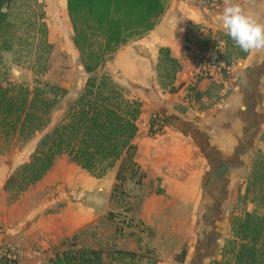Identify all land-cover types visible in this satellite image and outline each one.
<instances>
[{
  "label": "crops",
  "instance_id": "crops-1",
  "mask_svg": "<svg viewBox=\"0 0 264 264\" xmlns=\"http://www.w3.org/2000/svg\"><path fill=\"white\" fill-rule=\"evenodd\" d=\"M158 1L164 9L153 28L120 46L99 70L104 67L123 88L140 89L129 97L141 102L134 161L143 179L160 184L162 191L150 193L141 205L143 224L157 236L155 264H213L221 258L219 249L229 236L231 212L251 156L264 155V50L233 60L225 75L220 72L225 67L221 61L213 64L206 58L198 63L204 55L197 42L185 40L187 28L213 38L224 32L217 17L226 0L213 10L202 0ZM234 2L264 23V0ZM160 48L179 65L169 86L172 92L157 82ZM203 67H207L204 74L199 73ZM153 114L166 119L161 135L148 133ZM118 166L111 176H116ZM8 175L0 170V243L23 248L27 253L23 264H42L39 259L71 236L80 227L76 224L89 223L90 214L66 218L62 227L56 223L63 210L43 216L34 204H23L22 195L7 205L3 185ZM168 211L184 216L168 221L164 214Z\"/></svg>",
  "mask_w": 264,
  "mask_h": 264
},
{
  "label": "trees",
  "instance_id": "trees-1",
  "mask_svg": "<svg viewBox=\"0 0 264 264\" xmlns=\"http://www.w3.org/2000/svg\"><path fill=\"white\" fill-rule=\"evenodd\" d=\"M13 1L0 0L2 51H10L14 39L7 12ZM65 1L73 31L72 42L89 77L82 93L70 102L60 122L39 140L29 161L6 179L3 191L8 205L40 182L56 158L63 155L95 178L103 177L117 162L120 165L116 181L125 180L127 173L130 177L138 175L140 178L134 161L136 147L133 140L138 133L141 102L124 95L122 88L109 75L97 77L95 74L120 46L150 31L164 8L158 0ZM188 33L189 28L185 36L187 42ZM224 40L229 42L231 39L225 36ZM208 44L209 40L205 41L204 45ZM158 53L159 62L163 61L172 69L169 75L171 86L179 65L170 58L167 49L160 48ZM247 54L242 52L237 59H244ZM222 62L225 67H220V72L225 75L232 61L223 58ZM38 84L35 79L31 91L24 86L0 85V155L12 141L26 142L42 131L58 100L66 96L65 90L57 86L40 87ZM169 91L174 89L170 87ZM230 232L232 238L228 244L233 264H264V211L262 214L245 211L243 216H235ZM76 239L77 234L71 237L73 242ZM107 257L112 264H123L125 260H128L125 264H134L141 258L133 251L119 249L107 253ZM103 259L101 251L67 250L56 253L49 262L103 264Z\"/></svg>",
  "mask_w": 264,
  "mask_h": 264
},
{
  "label": "rangeland",
  "instance_id": "rangeland-1",
  "mask_svg": "<svg viewBox=\"0 0 264 264\" xmlns=\"http://www.w3.org/2000/svg\"><path fill=\"white\" fill-rule=\"evenodd\" d=\"M7 12L13 25L14 39L10 51L0 50V85L24 86L31 91L35 87L36 79L40 87L57 86L65 90L66 95L58 100L49 115L48 124L42 131L26 142L12 141L5 147L0 155V170L11 175L29 161L39 140L60 122L70 102L82 93L89 75L85 73L79 52L72 44L73 33L65 0H14ZM197 35L204 36V39H198ZM225 36L227 35L224 32H219L213 38L205 31L189 27L188 40L197 42L203 58L210 62H222L223 58L237 60L243 51L233 41H225ZM206 39L209 40L208 45H204ZM171 72L172 69L167 68L163 61L159 62L157 82L161 89H169ZM102 74L109 75L104 67L95 75L99 77ZM121 88L128 97L140 90L135 85ZM118 165L119 162L101 177H106L104 180L99 181L101 178L85 173L63 155L56 158L54 167L44 179L21 194L22 203L34 204L35 211L43 216L55 215L63 210L64 215L58 216L60 218L57 220V226L59 224L64 227L66 218L76 219L82 212L90 214L89 223L76 224L75 228L79 225L80 227L71 236L51 247L45 259H39L40 263L50 264L49 260L62 251L95 250L103 253V264H112L108 257L106 258L107 253L115 249L131 251V248H135L133 252L141 256L134 264L156 263L157 255L153 244L157 236L152 228L143 224L141 205L150 193H162L160 184L152 180L145 181L144 177H141L142 174L140 178L138 175L130 177L129 173L126 174L125 180L118 182L115 175L113 177L110 174ZM242 181L239 187L241 194L231 212L234 214L231 221L235 216H243L245 211L258 214L264 211V155L260 152H254L251 156L249 168ZM246 189L248 193L245 194ZM166 201L164 200V205L167 204ZM174 203L178 205L177 201ZM164 214L168 221L184 216L183 214L179 217L178 213L172 211ZM155 217L157 215L152 218ZM75 234L77 239L73 242L71 237ZM231 238L229 232L219 249L221 258L213 264H233L228 244ZM62 242L65 244L62 245ZM127 262L128 260H125L123 264Z\"/></svg>",
  "mask_w": 264,
  "mask_h": 264
},
{
  "label": "clouds",
  "instance_id": "clouds-1",
  "mask_svg": "<svg viewBox=\"0 0 264 264\" xmlns=\"http://www.w3.org/2000/svg\"><path fill=\"white\" fill-rule=\"evenodd\" d=\"M217 20L224 33L240 48L249 53L264 50V23L234 0H226Z\"/></svg>",
  "mask_w": 264,
  "mask_h": 264
},
{
  "label": "built area",
  "instance_id": "built-area-1",
  "mask_svg": "<svg viewBox=\"0 0 264 264\" xmlns=\"http://www.w3.org/2000/svg\"><path fill=\"white\" fill-rule=\"evenodd\" d=\"M220 2L221 0H206V6L208 9L213 10L218 8ZM204 59L205 58H200L197 62H203ZM210 63L214 64V62ZM205 69H207V67H203L199 73H202ZM166 126L167 122L163 116L153 114L150 118L149 124L147 125V130L150 135H160L163 133ZM26 257L27 253L23 248L11 243H0V264H23Z\"/></svg>",
  "mask_w": 264,
  "mask_h": 264
}]
</instances>
